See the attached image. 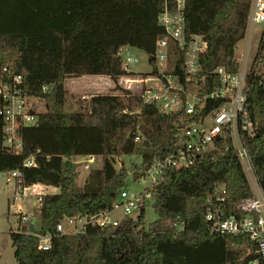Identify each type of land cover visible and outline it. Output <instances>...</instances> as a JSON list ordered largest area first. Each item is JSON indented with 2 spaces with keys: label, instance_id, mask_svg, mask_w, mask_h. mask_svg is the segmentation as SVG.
<instances>
[{
  "label": "trees",
  "instance_id": "obj_1",
  "mask_svg": "<svg viewBox=\"0 0 264 264\" xmlns=\"http://www.w3.org/2000/svg\"><path fill=\"white\" fill-rule=\"evenodd\" d=\"M249 3L184 0L186 31L203 33L208 41L200 58L204 69L220 63L234 66L231 57L245 32ZM168 5L173 8L174 2L169 0ZM163 7L164 0H0V73L7 65L10 72L5 75L21 74L25 92L41 96L45 104L36 123L19 128L18 152L2 143L0 114V171L19 168L23 184L58 187L41 197L37 208L41 232L54 231L66 213L111 206L130 170L117 168L114 155H141L132 169L137 179L155 158L175 150L172 115L126 88L90 95L84 110L64 109L65 78L104 74L116 81L128 73L121 46L153 51L164 32L157 23ZM247 113L257 130L243 141L264 191V80L259 82L258 75L250 81ZM136 129L140 140L133 138ZM227 144L221 153L208 152L188 166L164 169L151 189L157 217L149 223L142 204L136 218L125 216L113 228L90 226L83 234L57 235L48 249L37 247L34 234L11 229L13 264H246L258 255L255 244L244 235L210 233L203 218L205 194L216 183L224 184L231 204L252 194L237 152L230 140ZM76 154L102 155L101 176L78 185L77 164L71 158ZM29 155L34 156V165L22 163Z\"/></svg>",
  "mask_w": 264,
  "mask_h": 264
},
{
  "label": "built area",
  "instance_id": "obj_2",
  "mask_svg": "<svg viewBox=\"0 0 264 264\" xmlns=\"http://www.w3.org/2000/svg\"><path fill=\"white\" fill-rule=\"evenodd\" d=\"M172 1L174 7L170 8L169 0H164V7L157 15V23L163 26L164 32L156 38L154 49L149 54L152 71L125 79L140 84V92L132 93L140 94L143 102L172 115L175 150L155 158L138 177L146 184L141 192L131 191L123 185L111 206L95 212L66 213L56 223L54 231H34L28 227L29 223L38 220L37 208L42 195L48 193L47 187L39 182L23 184L19 168L8 170L13 179V201L18 200L17 210L20 212L15 230L34 234L38 248H50L57 235L83 234L90 226H117L122 219L114 214L117 207L122 208L123 216L134 215L136 218L141 212L144 197L151 195V189L162 179L164 169L188 166L208 152L213 155L221 153L228 148L227 140H230L246 175L251 173L253 177L249 181L252 194L231 204L224 184L216 183L205 194L204 222L210 233L246 236L247 242L255 244L258 253L246 264H264V191L254 174L243 141L244 136H254L257 130V124L247 113V98L251 79L258 75L259 82L264 80V0H250L245 32L236 41L231 57L234 66L220 63L210 69H204L200 61L208 46L205 35L186 31L184 0ZM131 48L129 45L119 48L127 74L136 61ZM9 72V67L3 65L0 73L2 143L9 150L18 152L22 147L19 128L36 123L43 98L26 93L22 88V75H5ZM48 88V85H43L44 90ZM133 138H142L138 129L134 131ZM219 140L225 141V145L218 144ZM22 163L34 165V156H27ZM20 195L24 198L32 196L36 211H26ZM173 224L181 227V223ZM249 251L250 246L247 253Z\"/></svg>",
  "mask_w": 264,
  "mask_h": 264
},
{
  "label": "rangeland",
  "instance_id": "obj_3",
  "mask_svg": "<svg viewBox=\"0 0 264 264\" xmlns=\"http://www.w3.org/2000/svg\"><path fill=\"white\" fill-rule=\"evenodd\" d=\"M241 44V43H240ZM131 51L135 54L136 61L132 66V70L129 74H122L118 76L114 81L111 78L103 76L104 74H83L80 76H69L65 78V101L64 109L66 111H79L84 110L87 101L92 94H106V93H121L122 88H126L131 92H140V84L135 81H127V77H138L139 75H145L152 71V64L149 60V54L139 48H131ZM45 110L44 100L39 104V111ZM78 155V156H77ZM81 154L73 155L71 158L76 161V170L78 172L77 178L79 179L80 168L88 170V178L100 177L102 174L103 156L97 155L94 161L88 162V156H80ZM90 157V156H89ZM114 164L117 168L121 165L128 170L125 178L126 188L134 191L141 192L146 184L139 181V179H133L132 169L134 165L141 161L140 154H122L114 155ZM7 172L0 171V264H13L15 263L14 246L11 244L9 232L11 229H16L18 225V218L20 212L17 210L18 201H13L11 184L7 181ZM249 181L253 179L251 173L247 174ZM76 178V182H77ZM81 181V179L79 180ZM149 183V181H146ZM49 191L52 189L48 188ZM56 190V189H55ZM20 202L22 201L23 207L26 211H36V206L33 205L31 199L32 196L22 197L20 195ZM153 198L151 195L144 197L143 213L146 223L153 221L157 214L152 206ZM136 213V212H134ZM117 217L123 216L121 207H117L114 211ZM134 215H131L133 217ZM135 217V216H134Z\"/></svg>",
  "mask_w": 264,
  "mask_h": 264
},
{
  "label": "crops",
  "instance_id": "obj_4",
  "mask_svg": "<svg viewBox=\"0 0 264 264\" xmlns=\"http://www.w3.org/2000/svg\"><path fill=\"white\" fill-rule=\"evenodd\" d=\"M103 76H105V77H108V78H110L108 75H103ZM75 156V155H74ZM78 156V155H77ZM80 156H88V159H87V161L88 162H92V161H94V158H95V156H97V155H90V154H86V155H80ZM90 156V157H89ZM2 171H5V172H7V181L11 184V188H12V186H13V179H12V177L10 176V174H9V171L8 170H2ZM88 170L87 169H81L80 168V174H79V179L77 178V184L78 185H83L84 183H86L88 180H90L89 178H88ZM81 179V181H79ZM43 185H45L46 187H47V189L48 188H50V189H52L51 191H49V190H47L48 192H56V191H58V187L57 186H54V185H50V184H44V183H42ZM56 189V190H55ZM12 197H13V192H12ZM16 201V200H15ZM18 201V200H17Z\"/></svg>",
  "mask_w": 264,
  "mask_h": 264
},
{
  "label": "water",
  "instance_id": "obj_5",
  "mask_svg": "<svg viewBox=\"0 0 264 264\" xmlns=\"http://www.w3.org/2000/svg\"><path fill=\"white\" fill-rule=\"evenodd\" d=\"M218 138V136H216ZM29 229L37 231L41 228V219L40 215H38V220L35 223H29L28 225Z\"/></svg>",
  "mask_w": 264,
  "mask_h": 264
}]
</instances>
